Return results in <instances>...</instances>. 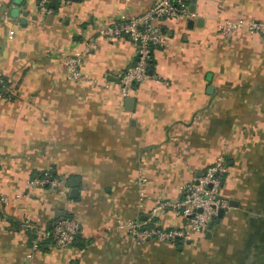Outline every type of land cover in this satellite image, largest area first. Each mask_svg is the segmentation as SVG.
<instances>
[{
  "label": "crops",
  "instance_id": "crops-1",
  "mask_svg": "<svg viewBox=\"0 0 264 264\" xmlns=\"http://www.w3.org/2000/svg\"><path fill=\"white\" fill-rule=\"evenodd\" d=\"M52 1L41 13L39 0H0V80L11 90L0 99V264H264V44L218 31L224 19L264 23V0H188L187 17L162 22L168 45L152 50L150 77L128 97L119 79L134 46L96 29L156 0ZM62 53L84 54L89 82L65 79ZM217 157L228 208L196 236L156 205ZM45 173L60 191L26 186ZM68 215L80 223L77 245L28 259L30 225L49 232ZM128 220L184 228V243L135 242Z\"/></svg>",
  "mask_w": 264,
  "mask_h": 264
},
{
  "label": "built area",
  "instance_id": "built-area-1",
  "mask_svg": "<svg viewBox=\"0 0 264 264\" xmlns=\"http://www.w3.org/2000/svg\"><path fill=\"white\" fill-rule=\"evenodd\" d=\"M49 0H39L38 6L41 13L49 12L47 3ZM189 15L188 0H156L143 12L124 19L112 20L103 23L96 29L98 36L107 41L116 40L122 36L127 37L135 51L134 62L125 68L120 76L121 94L129 96L130 88L135 83H142L150 77L151 53L154 48H165L168 39L162 29V22L169 19L185 18ZM218 31L222 36H230L236 33H255L260 36L264 44V23L245 19H224L218 25ZM90 42L92 41L89 39ZM89 49L84 50L86 53ZM84 54L59 56V62L63 68L64 77L74 85H83L90 81L88 74L81 69ZM94 81V79H92ZM92 81V82H93ZM11 93L10 88L3 85L0 80V99L5 93ZM226 172L225 161L217 157L207 166L200 175H197L182 186L181 195L172 199L157 203L156 208L162 212L171 210L180 216L192 228L196 236H203L209 229L211 221L218 215L220 209L228 208V202L220 196V189ZM146 178L140 176L138 184L143 185ZM28 188L48 186L52 189L63 187V181L45 173L27 181ZM7 203L6 197L0 199ZM123 225V223H122ZM121 225V226H122ZM129 236L135 242L156 239L170 245H176L185 237L184 228L162 227L158 224L146 226L145 223H137L131 220L125 222ZM32 241L28 259L39 253L41 245L47 244L58 250L69 248L79 234V223L73 218H59L51 224L50 231H44L38 225H30Z\"/></svg>",
  "mask_w": 264,
  "mask_h": 264
},
{
  "label": "water",
  "instance_id": "water-1",
  "mask_svg": "<svg viewBox=\"0 0 264 264\" xmlns=\"http://www.w3.org/2000/svg\"><path fill=\"white\" fill-rule=\"evenodd\" d=\"M148 73L149 74H151V70H148ZM129 101H131V98L129 99ZM78 183H79V181H78V178H71L70 180H69V185H70V190H69V195H70V197H75V196H77V194H78ZM231 204V203H230ZM222 213H223V210L222 209H220L219 211H218V217H220L221 215H222ZM66 215V213L65 212H57L56 213V217L58 218V217H60V216H65ZM211 224H213V221H211V223H210V225ZM209 235V233H206V236H208ZM183 243H184V241L183 240H179L178 241V249H180L181 247H182V245H183Z\"/></svg>",
  "mask_w": 264,
  "mask_h": 264
},
{
  "label": "trees",
  "instance_id": "trees-1",
  "mask_svg": "<svg viewBox=\"0 0 264 264\" xmlns=\"http://www.w3.org/2000/svg\"><path fill=\"white\" fill-rule=\"evenodd\" d=\"M59 4V1L58 0H56V1H52V3H51V6H52V8H55L57 5ZM153 62H152V58H151V60H150V66L152 67V64ZM66 217H69V218H73L71 215H68V216H66ZM74 219V218H73ZM75 220V219H74ZM54 221H56V220H54ZM53 221V222H54ZM11 223L13 224V225H15V227H16V229H18L19 227V224H18V222H16V221H13V220H11ZM79 223V222H78ZM79 225H80V223H79ZM31 237V236H30ZM30 237L27 239V242H26V245H27V247H30V245H31V239H30ZM77 237V236H76ZM76 239V238H75ZM77 245V243L75 242V240H74V242H73V245ZM177 245H178V243H177ZM41 250H42V252H46L47 251V244H45V245H41Z\"/></svg>",
  "mask_w": 264,
  "mask_h": 264
}]
</instances>
